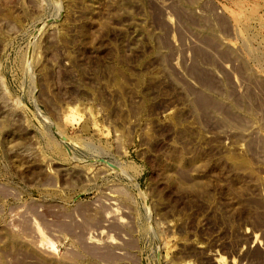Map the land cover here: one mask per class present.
<instances>
[{
  "label": "rangeland",
  "instance_id": "1",
  "mask_svg": "<svg viewBox=\"0 0 264 264\" xmlns=\"http://www.w3.org/2000/svg\"><path fill=\"white\" fill-rule=\"evenodd\" d=\"M0 264H264V0H0Z\"/></svg>",
  "mask_w": 264,
  "mask_h": 264
},
{
  "label": "bare ground",
  "instance_id": "2",
  "mask_svg": "<svg viewBox=\"0 0 264 264\" xmlns=\"http://www.w3.org/2000/svg\"><path fill=\"white\" fill-rule=\"evenodd\" d=\"M108 257H111V255L109 254V256ZM112 258V257H111Z\"/></svg>",
  "mask_w": 264,
  "mask_h": 264
}]
</instances>
